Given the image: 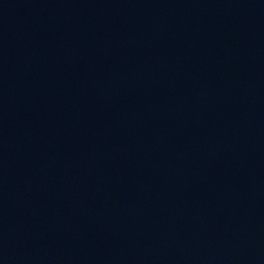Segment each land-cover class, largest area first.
Here are the masks:
<instances>
[{"label":"water","instance_id":"1","mask_svg":"<svg viewBox=\"0 0 264 264\" xmlns=\"http://www.w3.org/2000/svg\"><path fill=\"white\" fill-rule=\"evenodd\" d=\"M50 264H264V0H121Z\"/></svg>","mask_w":264,"mask_h":264}]
</instances>
